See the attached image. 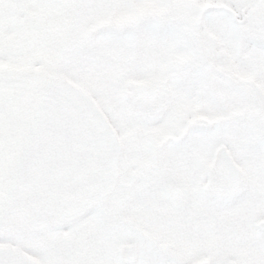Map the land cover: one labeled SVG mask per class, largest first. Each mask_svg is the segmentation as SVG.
<instances>
[{
    "label": "snow or ice",
    "instance_id": "6c2138e0",
    "mask_svg": "<svg viewBox=\"0 0 264 264\" xmlns=\"http://www.w3.org/2000/svg\"><path fill=\"white\" fill-rule=\"evenodd\" d=\"M0 264H264V0H0Z\"/></svg>",
    "mask_w": 264,
    "mask_h": 264
}]
</instances>
